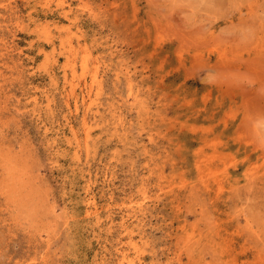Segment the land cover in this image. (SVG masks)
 <instances>
[{
    "label": "rangeland",
    "instance_id": "rangeland-1",
    "mask_svg": "<svg viewBox=\"0 0 264 264\" xmlns=\"http://www.w3.org/2000/svg\"><path fill=\"white\" fill-rule=\"evenodd\" d=\"M0 264H264V0H0Z\"/></svg>",
    "mask_w": 264,
    "mask_h": 264
},
{
    "label": "clouds",
    "instance_id": "clouds-1",
    "mask_svg": "<svg viewBox=\"0 0 264 264\" xmlns=\"http://www.w3.org/2000/svg\"><path fill=\"white\" fill-rule=\"evenodd\" d=\"M204 2V0H201V3H203ZM39 118V117H38ZM42 126V125H41ZM40 146V144H39V140H37V147H39Z\"/></svg>",
    "mask_w": 264,
    "mask_h": 264
}]
</instances>
